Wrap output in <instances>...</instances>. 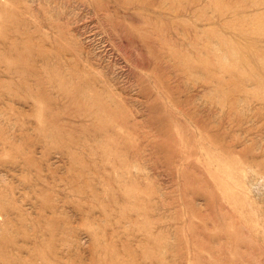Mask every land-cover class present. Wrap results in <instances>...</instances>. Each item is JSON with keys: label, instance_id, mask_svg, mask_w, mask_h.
I'll list each match as a JSON object with an SVG mask.
<instances>
[{"label": "rangeland", "instance_id": "1", "mask_svg": "<svg viewBox=\"0 0 264 264\" xmlns=\"http://www.w3.org/2000/svg\"><path fill=\"white\" fill-rule=\"evenodd\" d=\"M0 264H264V0H0Z\"/></svg>", "mask_w": 264, "mask_h": 264}]
</instances>
